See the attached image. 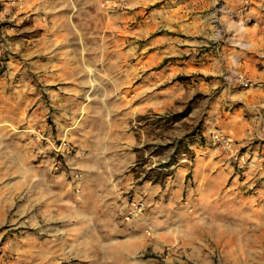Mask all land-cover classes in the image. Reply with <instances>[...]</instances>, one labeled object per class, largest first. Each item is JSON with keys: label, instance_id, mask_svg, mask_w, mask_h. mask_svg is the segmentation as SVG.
<instances>
[{"label": "crops", "instance_id": "obj_1", "mask_svg": "<svg viewBox=\"0 0 264 264\" xmlns=\"http://www.w3.org/2000/svg\"><path fill=\"white\" fill-rule=\"evenodd\" d=\"M58 1L70 0H19L20 6L0 0L8 17L12 7H19L11 18L0 14L2 42L4 32H10L9 21L23 23L30 17L31 29L38 32L45 11H55ZM96 1L109 9L115 33L126 32L121 52L126 61L130 56L135 61L126 63L122 80L137 87L143 99L129 109L121 107L118 123L98 128L90 119L84 124L81 112L67 114L70 96L59 100L51 92L45 108L37 93L34 125H43L49 113L56 132L45 123L41 129L72 142L80 156L67 157L71 165L64 156L61 169L49 173L48 180L43 177L46 169L22 166L23 159L28 164L27 155L12 158L8 176L19 173L16 182L0 175L5 181L0 186V264H218L216 252L224 264H231V243L243 241L241 214L255 206L264 210V155L259 156L264 152V91L244 90L232 81L236 72L254 79L264 76V0H253L245 27L229 15L235 0ZM115 39L118 43V35ZM79 61L85 72L91 68L85 56ZM46 65L35 60L33 69L43 71ZM178 77L188 78L190 94H202L203 107L195 113L205 112L206 120L199 133L182 141L190 151L187 157L183 153L176 161L168 152L146 158V144L170 141L146 136V115L163 113L174 79L175 97L185 92ZM64 78L61 72L58 81ZM80 78L88 82L86 74ZM153 83L167 96L159 105L150 91ZM72 116L76 118L69 121ZM217 129L234 138L233 151L224 152L212 142ZM237 150L255 155L249 167L240 166ZM233 158L245 168V177L239 178ZM71 169L83 176L75 180L70 175L69 181L66 173ZM147 169L164 172L146 177ZM130 196H144L147 207L124 220L121 213ZM253 237L246 241L264 244L261 231ZM259 256L264 264V253Z\"/></svg>", "mask_w": 264, "mask_h": 264}, {"label": "rangeland", "instance_id": "obj_2", "mask_svg": "<svg viewBox=\"0 0 264 264\" xmlns=\"http://www.w3.org/2000/svg\"><path fill=\"white\" fill-rule=\"evenodd\" d=\"M16 1L20 6L19 0ZM95 2L91 0L56 2L55 11L45 12H48L47 14L58 13L50 17L52 19L48 18L47 14L44 15L41 20L44 25L38 27V32H33L31 29L30 17L23 23L7 22L10 32L9 34L4 32V42L0 38V175H5L6 182L10 180L14 182L15 177L20 175L16 173L8 176V172H10L9 175L12 174L13 157L23 158V154L27 155L28 164L23 159L22 166L26 165L29 168L33 166L39 170L46 169L43 177L48 180L49 173H55L61 169L64 156L67 163L69 157L77 156V154L80 156L77 147L72 142L56 139L46 129H41L45 123L54 130L53 135L55 134L56 124L51 121L53 117L49 113L46 114L43 125H39L40 127L34 125L32 114L37 106L36 100L42 105L45 104L46 108L51 102V92L55 91L59 100L70 96L65 102L67 114L70 116L72 113L81 112L85 114L84 124H87L90 119V124L101 128L108 123H118L122 118L120 116L121 107L129 109L143 99L136 91L137 87L131 84L125 85L122 80L126 74V63L132 64L135 61V57L131 56L126 61V57L121 52L126 45V32L121 30L116 34L112 27L113 22L108 12L109 9L102 7L98 1L95 0ZM252 2L253 0L250 1V10ZM12 8L9 17H6L11 18L14 15L13 10L19 7ZM116 35H118V43L115 41ZM83 56L87 61L86 64L93 70L91 75L93 85H90L86 79L80 78L81 75H88L87 70L85 72V68L81 67L82 62L79 61ZM35 60L45 64L49 63V65H46L43 71H36L33 69ZM45 72L51 76L48 78ZM61 72L65 78L58 81ZM174 80L168 85H171L173 90L166 92L167 96L172 97L170 99L164 95L165 93L157 92L160 86L158 83L151 84L150 91H154L152 95L155 97V104L159 105L160 100L165 101V97H167V102L161 115H146L148 126L146 136L156 141L165 142V139L170 141L156 147L146 144V158L149 156L155 159L161 158L168 152H170L171 159H175V156L179 158L183 153L187 157L190 151L184 149L182 141L199 133L206 120L205 112L195 113L203 107L202 94H190L189 90L192 87H189L188 78L178 77L177 80L184 84L185 92L180 93L183 97H175ZM37 93L40 97L35 100ZM148 98L146 97V100ZM123 103L125 105H122ZM52 106L55 104L50 105L51 111L55 110ZM75 118L72 116L67 119L73 121ZM128 121L131 123V117H128ZM179 132L182 133L181 136ZM61 141L69 145V153L64 152V155H61L56 151L54 147H57ZM241 151L243 150H237L236 153L238 159L242 157L240 166L249 167V162L253 160L251 157L255 155L243 156ZM263 155L264 152L259 153V156ZM236 158L232 161L235 162L234 166L237 165L235 169L241 179L246 176L245 168L238 167L239 161ZM69 162L68 164L71 165V161ZM182 162L188 164L186 161ZM54 163H58L57 169L54 168ZM136 168L140 170L143 167L137 165ZM70 171L72 172H69V175L68 172L66 173L69 181L73 171L79 172L76 169ZM155 172H164V170L147 169L146 177L155 176ZM79 173L82 175L81 172ZM35 179H37L36 176ZM3 185L5 181L2 179L0 186ZM11 216L12 211L8 212L6 222ZM26 218H22V221H26ZM241 222L243 227L240 237L243 241H239L238 236L236 239L239 242L231 243L228 252L229 262H232L231 264H263L259 260V255L264 253V244L246 241V239L254 238L255 231H261L264 234V210L253 207L247 211L245 216L241 214ZM6 224L10 225L8 222ZM214 261L224 264L217 252L214 254Z\"/></svg>", "mask_w": 264, "mask_h": 264}, {"label": "built area", "instance_id": "obj_3", "mask_svg": "<svg viewBox=\"0 0 264 264\" xmlns=\"http://www.w3.org/2000/svg\"><path fill=\"white\" fill-rule=\"evenodd\" d=\"M236 6L229 12V15L235 19L238 26L244 27L246 26L248 22V12L250 10V1L251 0H235ZM16 0H9V4L11 6H15ZM108 1L106 0L105 3ZM118 4L114 3L113 7H117ZM0 14L4 17L7 16V11L5 8H0ZM264 71V67L262 68ZM232 81L235 82V84L244 89V90H250V89H257L259 91H264V76L262 78H250L247 76L244 72H236L233 77ZM211 140L214 144L219 146L224 152H230L233 150L234 146V139L224 134L221 130L217 129L213 134H211ZM56 148V151L59 152L61 155H64L63 153H69V145L66 144L65 141H61L59 145ZM54 168H58V163H54ZM81 174L79 172H74L72 174V177L75 180H78L81 178ZM75 191H79L78 188H75ZM147 207V201L144 196H130L126 201V206L123 212L121 213V216L124 220H129L132 218L137 217L139 214L145 211Z\"/></svg>", "mask_w": 264, "mask_h": 264}, {"label": "bare ground", "instance_id": "obj_4", "mask_svg": "<svg viewBox=\"0 0 264 264\" xmlns=\"http://www.w3.org/2000/svg\"><path fill=\"white\" fill-rule=\"evenodd\" d=\"M87 73H88V75H87L88 83H89L90 85H93V84L91 83V82H92L91 75H92V73H93V70H92L91 68H87Z\"/></svg>", "mask_w": 264, "mask_h": 264}]
</instances>
